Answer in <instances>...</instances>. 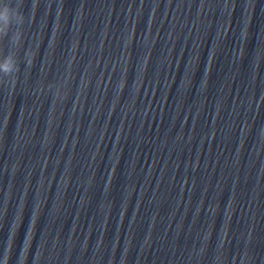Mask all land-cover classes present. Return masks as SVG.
Listing matches in <instances>:
<instances>
[{
	"label": "clouds",
	"instance_id": "clouds-1",
	"mask_svg": "<svg viewBox=\"0 0 264 264\" xmlns=\"http://www.w3.org/2000/svg\"><path fill=\"white\" fill-rule=\"evenodd\" d=\"M22 0H0V37L8 36L12 32V40L15 44H19L23 38V26L26 23V17L21 11ZM25 62L27 66H31L34 62V53L29 49L25 52ZM19 71V65L13 55H8L2 63H0V72L5 75H11ZM27 245H25V251ZM7 264V257L5 258Z\"/></svg>",
	"mask_w": 264,
	"mask_h": 264
}]
</instances>
